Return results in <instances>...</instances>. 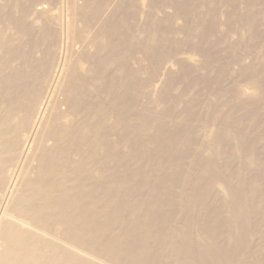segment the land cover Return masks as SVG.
<instances>
[{
	"label": "bare ground",
	"instance_id": "1",
	"mask_svg": "<svg viewBox=\"0 0 264 264\" xmlns=\"http://www.w3.org/2000/svg\"><path fill=\"white\" fill-rule=\"evenodd\" d=\"M5 1L4 6L0 3V264H264V240L256 245L250 240L257 231L264 237L259 219L264 208V167L256 166L254 177L241 188L214 172L210 160L204 161V177L191 172L179 181L180 151L187 153L194 144L189 132L180 142L181 128H169L161 109L131 112L136 101L131 96L142 86L131 77L127 39L115 21V11L127 0H121L102 24L98 41L81 49H67L72 28L66 14L61 15L54 55L48 53L51 46L42 51L39 47L48 28L38 30L40 38L34 36L39 20H30L28 12L34 0H13L10 7ZM173 1L178 6L190 0ZM104 2L83 0L78 12L94 20ZM69 5L75 9L65 0L63 7ZM43 7V2L38 3V8ZM206 38L199 34L200 42ZM198 44L196 50L201 48ZM129 116L137 125L134 141L125 136ZM206 127L211 146L220 154L234 139L253 154L256 141H250L245 131ZM127 141L131 155L158 150L159 160L176 161L171 179L164 174L168 169L161 170L156 182L136 172L132 182L121 175L114 178V158L121 168L128 160L113 152L124 150ZM180 143L186 145L185 151ZM213 178L225 191L223 202L229 213L224 220L216 217L220 214L211 215L206 200ZM168 182L188 187L185 201L190 217L204 224L195 235L191 220L185 221L181 235L174 234L176 227L164 229L175 205L165 193ZM144 188L154 195L131 204L133 190ZM144 200L151 201L149 208L141 207ZM211 224H229L222 243L206 228Z\"/></svg>",
	"mask_w": 264,
	"mask_h": 264
},
{
	"label": "rangeland",
	"instance_id": "2",
	"mask_svg": "<svg viewBox=\"0 0 264 264\" xmlns=\"http://www.w3.org/2000/svg\"><path fill=\"white\" fill-rule=\"evenodd\" d=\"M8 1L10 7L13 0ZM64 1L34 0L28 6L29 19L39 20L33 27L34 36L40 38L38 30L48 28L49 33L43 43H39V47L42 45V51L51 46L48 51L50 55L55 54L57 47L59 29L56 23L61 15L66 14L68 28H72L67 49H81L98 41L102 24L121 2L105 0L98 17L91 20L93 16L86 19L78 12L83 0H69L75 9L71 5L64 8ZM42 2L44 7L38 8V3ZM0 3L4 6L6 1L0 0ZM174 3L173 0H127L115 11V21L122 25L127 39L126 59L131 77L142 86L137 95L131 96L129 93L132 100L136 99L134 104L131 103V112L142 109L151 113L161 109L168 118L169 128L177 127V131L181 128L178 133L180 142L189 132L194 144L192 150L185 151L186 145L180 143V148L187 153L180 151L179 181H184L191 172L198 178L204 177V161L210 160L213 171L221 172L232 185H240L241 188L243 183L247 186L249 178L254 177L255 167H264V0H190L178 6ZM15 15H18L17 10ZM42 23L48 25L41 26ZM197 28L199 34L207 36L203 43L196 33ZM158 41H162V48H158ZM197 44L200 50L195 49ZM128 118L125 136L134 141L137 125L130 116ZM206 124L218 131L224 127L231 132L245 131L250 141H256L253 154L250 150L242 149L237 139L227 141L226 150L220 154L211 146V134ZM112 125L116 127L115 119ZM115 132L112 131L113 139L116 137ZM159 134L155 133V136ZM233 134L230 133V136ZM131 141H127L124 150L113 152L117 157L128 160L126 166L121 168L114 158V178L121 175L127 178L125 181L132 182L136 172L156 182L155 178L159 179L161 170L168 169L164 174L171 179L176 161L170 164L167 157L159 160L158 150H146L143 156L131 155L128 153L130 148H127ZM116 144L123 143L117 141ZM197 156L201 161L197 160ZM171 183H166L164 189L168 190L165 193L170 195L175 205L164 229L176 227L174 234L181 235L185 221L191 220L195 235L204 224L190 217L191 209L185 201L188 187L182 183ZM212 186L211 196L206 198L212 209L211 215L220 214L216 217L224 220L229 213L223 202L224 188L215 178ZM153 195L150 189L133 190L131 204ZM149 201L144 200L141 207L149 208ZM262 210L263 215L259 219L262 218L260 229L264 231V208ZM174 221H177V225H174ZM213 225L206 228L216 236L217 243H222L229 224L222 227ZM117 228L118 224L113 225L115 232ZM260 234L258 231L252 234V244L262 243L264 237H260Z\"/></svg>",
	"mask_w": 264,
	"mask_h": 264
}]
</instances>
